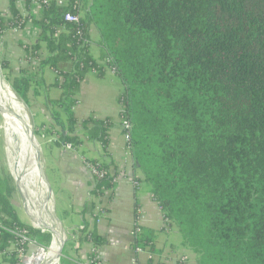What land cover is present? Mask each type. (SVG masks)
Instances as JSON below:
<instances>
[{"label": "trees", "instance_id": "trees-1", "mask_svg": "<svg viewBox=\"0 0 264 264\" xmlns=\"http://www.w3.org/2000/svg\"><path fill=\"white\" fill-rule=\"evenodd\" d=\"M32 1L26 0L27 10ZM38 2L43 13L35 20L9 0L11 18L0 11V39L29 20L41 28L27 52L40 70L57 75L61 94L49 106L60 144L79 148L87 140L102 147L101 161L108 159L88 161L104 173L91 198H103L115 185L108 152L113 124L95 115L79 121L75 107L87 75L103 78L110 69L122 84L119 116L131 126L132 168L182 246L197 264H264V0ZM68 14L79 22H67ZM92 29L99 59L91 53ZM62 63H71V70H62ZM1 66L29 106L35 81L27 71L11 78L7 60ZM5 184L0 264H21L31 243L47 248L53 236L21 221ZM89 205L90 211L96 207L92 201L82 214ZM84 224L79 243L104 246L106 239ZM164 230L140 228L133 248L155 253ZM18 231H27L28 241Z\"/></svg>", "mask_w": 264, "mask_h": 264}, {"label": "crops", "instance_id": "crops-1", "mask_svg": "<svg viewBox=\"0 0 264 264\" xmlns=\"http://www.w3.org/2000/svg\"><path fill=\"white\" fill-rule=\"evenodd\" d=\"M16 4L24 18L31 17L35 20L42 18L43 12L39 5L30 6L27 10L26 0H16ZM0 11L6 19L11 18L9 0H0ZM40 31L39 25L31 20L23 29L9 30L3 37L8 49L4 57L10 64L11 78L21 77L22 72L27 71L28 78L35 81L29 96V109L35 126H40V131L47 132L44 135L49 145L43 146L44 171L52 189L55 215L58 205V209L63 210V215L70 222V227L66 229L72 234L75 232L73 234L75 239H72L75 242L79 243V239L83 238L86 229L84 219L89 226L87 232L95 229L106 239V244L99 247L90 242L79 243V250L72 256L75 259L74 264H86L94 248L103 264H133L135 259L138 264H197L196 256L182 246L179 233L167 227L161 208L152 200L145 186L139 182L142 179L141 174L132 168V157L119 116L121 105L114 107L115 103L112 101L110 106L112 109L109 110L104 101L93 98L95 84L91 79L86 78L77 96L75 114L79 121L91 115L100 119H111L113 126L110 130L108 152L114 161L111 172L117 173L112 191L107 192L103 198L95 200L91 198L90 193L95 183L88 161L96 160L101 163L108 159L103 158L101 161L103 151L99 144L84 142L79 148L60 144L58 135L60 128L56 126L49 106V101L58 99L61 94V90L54 86L57 75L50 69L52 77L46 80L47 70H40L35 61L31 62L33 66H28L30 61L27 60L29 55L27 48L37 42ZM90 36L92 43L98 48V57L92 55L99 59L100 50L97 45L99 39H94L98 34L92 29ZM71 67V63L60 64V68L64 71H70ZM106 74L116 75L110 69ZM92 201L96 203L95 211L92 210L93 214H89L90 205L87 214H82ZM136 228L157 232L165 229L159 235L155 253L149 250H142L138 254L135 252L133 247Z\"/></svg>", "mask_w": 264, "mask_h": 264}, {"label": "bare ground", "instance_id": "bare-ground-1", "mask_svg": "<svg viewBox=\"0 0 264 264\" xmlns=\"http://www.w3.org/2000/svg\"><path fill=\"white\" fill-rule=\"evenodd\" d=\"M4 82L0 73V102L3 106L0 110L5 116L4 130L12 171L18 180L34 226L61 231L53 210L54 197L52 191L46 183L42 184V188L40 187V150L38 144L32 138L30 121L24 115V106L11 90L12 87L10 88ZM17 124L21 126L19 136L16 130ZM53 236L54 243L48 251H42L37 256L28 258L26 264L56 263L59 241L56 235Z\"/></svg>", "mask_w": 264, "mask_h": 264}, {"label": "rangeland", "instance_id": "rangeland-1", "mask_svg": "<svg viewBox=\"0 0 264 264\" xmlns=\"http://www.w3.org/2000/svg\"><path fill=\"white\" fill-rule=\"evenodd\" d=\"M94 39L95 40L99 39V36L98 37L95 36ZM0 40H2V42H0V73H1V76L4 79V81L7 83L6 84L4 82V84L9 85L11 88L10 82H8L7 77H6L7 72L5 70H3L2 66H1L2 61L7 60L4 57L5 53L8 52L7 46H5L6 40L4 38H1ZM91 46H92V49H91L92 54L98 57V54H97L98 48H97L96 44L92 43ZM45 70H47L46 80H50V78L52 77V72H51L49 67H46ZM86 78L91 79L92 82L95 84L93 86V88H95L93 98H97V101H104L103 103L105 104V106H107L109 108V110L112 109V107H110L112 104V101H114L113 103H115L114 107L115 106L118 107V105H119L118 98H119V95L122 91V84L120 82V79L117 77V75L112 76L111 74H106L103 78H100L97 75H95L93 72H91L87 75ZM96 85H98V86H96ZM11 90H13V89L11 88ZM13 93H14V91H13ZM18 100L24 106V110H25L24 115L26 116L27 120L30 121L29 124H30L31 132H33V134L40 139L43 146L44 145L48 146L49 143L47 142V137H45V135H44V134H47V132L40 131L41 130L40 126L39 127L35 126V123L33 122V117H32L33 115L29 109V106L26 105L19 98H18ZM115 101H117V102H115ZM2 108H3V106L0 102V109H2ZM4 120H5L4 113L0 110V184H5V181H6L5 185L7 186L8 192L10 191L12 193L13 204H14L15 209L17 210V212L19 214L21 221L23 223L31 226L32 228L39 230L38 228H36L34 226V223L31 219L30 214H29V210L27 208L26 202L24 200L23 194L21 192L18 180L16 179L15 174L11 168V164H10L8 152H7L6 133L4 130ZM16 130H17V134L19 136V134L21 133V126L17 124ZM85 142L88 144L91 143L87 140H85ZM2 188L5 190V186H3ZM53 210H54V203H53ZM62 211L63 210L58 209V205H56V211L55 212L57 215L58 225L60 226L63 234H65L68 238V242L65 246L60 264H74L73 261H75V259L72 258V256H73V254L75 255V253L79 250L78 248L80 246H79L78 241L75 242L72 240V239H75V236L73 235L75 232L72 234V232H70L69 230L66 229V228L70 227V222L66 220L65 216L63 215L64 213ZM89 212H91V213H89L90 215L93 214L92 211H89ZM166 238H168V237H166ZM77 243H78V245H77ZM51 245H52V242L47 248H44V247L37 245L34 242L31 243L29 245L28 252H26V254H24V256L22 257L21 264H26V262H24V258H33V257L37 256L38 254H40L42 251L47 252L48 249L51 247Z\"/></svg>", "mask_w": 264, "mask_h": 264}, {"label": "built area", "instance_id": "built-area-1", "mask_svg": "<svg viewBox=\"0 0 264 264\" xmlns=\"http://www.w3.org/2000/svg\"><path fill=\"white\" fill-rule=\"evenodd\" d=\"M46 1H50V0H46ZM56 1H57V0H56ZM57 3H58V5H60V6H66V5H67L65 0H59V1H57ZM34 5H35V6H36V5H37V6L39 5V7L41 8V10H42V12H43V8H42L41 4L38 2V0H33V1H32L31 6L34 7ZM65 20H66L67 22H70V23H77V22H79L80 17H79L78 15L68 14V15L65 17ZM12 30H13V31H17V30H19V29H18V28H15V29H12ZM40 30H41V28H40ZM0 42H2V40H0ZM27 60H29V61H36V60H32L31 56H29V57L27 58ZM122 127H123V129H124L125 137H126L127 142H128V141H129V131H130L131 126H130L129 122H127V121H123V122H122ZM128 150H129V152H130V147H128ZM88 165H89V164H88ZM89 167L91 168L92 173H93V175H94V183H95V185H96L97 182H98V180H100V179L103 177L104 173L101 172V170L98 169V167H93V166H91V165H89ZM138 232H140V228H136V231H135V238H136V234H137ZM16 234H17L22 240H24V241H28V237H27L28 232H27V231H18V232H16ZM42 250H43V249H42ZM134 250H135V252H136L137 254L140 253V252H142V250L139 249V248H136V249H134ZM40 251H41V250H40ZM24 254H26V253H24ZM24 254H23V256H24ZM90 256H91L94 260H96V261L98 262V264H103L102 261H101V259H100L99 256H98L97 251H96L95 248L91 250V254H90ZM27 259H28V258H24V262H26ZM93 259H89V260L87 261L86 264H92ZM133 264H138L136 259L133 260Z\"/></svg>", "mask_w": 264, "mask_h": 264}, {"label": "water", "instance_id": "water-1", "mask_svg": "<svg viewBox=\"0 0 264 264\" xmlns=\"http://www.w3.org/2000/svg\"><path fill=\"white\" fill-rule=\"evenodd\" d=\"M22 123V122H21ZM32 138L37 142V144L39 145V150H40V165H39V178H40V187H42L43 183H46V185L50 188V190L52 191L46 175H45V171H44V164H45V159H44V148H43V144L41 143L40 139L38 137H36L33 132H32ZM39 230L43 231V232H49L53 235H56V237L58 238L59 241V249L57 252V258H56V263L55 264H60L61 262V258L63 256V252L65 249V246L68 242V238L65 234H63L62 231H57L54 229H49V228H38ZM56 238V239H57ZM54 243V236H53V242Z\"/></svg>", "mask_w": 264, "mask_h": 264}]
</instances>
